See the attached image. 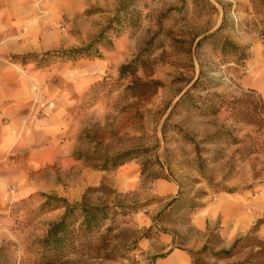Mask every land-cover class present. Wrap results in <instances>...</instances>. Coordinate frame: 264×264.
<instances>
[{"label": "rangeland", "instance_id": "374dc122", "mask_svg": "<svg viewBox=\"0 0 264 264\" xmlns=\"http://www.w3.org/2000/svg\"><path fill=\"white\" fill-rule=\"evenodd\" d=\"M100 35V57L45 56ZM249 93L264 101V0H0L1 259L41 260L51 196L134 208L57 264H155L161 235L190 264H264V127L228 107Z\"/></svg>", "mask_w": 264, "mask_h": 264}, {"label": "trees", "instance_id": "16d2710c", "mask_svg": "<svg viewBox=\"0 0 264 264\" xmlns=\"http://www.w3.org/2000/svg\"><path fill=\"white\" fill-rule=\"evenodd\" d=\"M104 39L105 38L100 35L97 40H93L86 46L62 50L53 54L46 53L45 56L68 57L74 59L81 55L92 53L95 57H100L94 47L96 45H102L101 41ZM223 45L226 47L228 46L231 49H237L234 44L227 41H225ZM27 58L28 56L15 59ZM187 95L188 94L184 97L186 98ZM228 107H230L231 113L236 121H241L259 128L264 127V101L259 97H255L249 93L243 98H233L231 101H228ZM135 153L137 152L129 150L117 154L111 159L103 162L101 169L118 168L129 161L131 156ZM48 199H56L57 201H60L64 208V213L58 221L50 224L43 244L44 253L37 264H57L60 263L69 253L81 252L89 249L90 246H86L85 244L87 242L73 244V240L85 237L87 239L89 238L88 243H91V237L97 235L102 228L105 227L106 233L112 230L111 226L105 225L106 221H111L113 223L115 222L117 215L120 214L125 216L130 210L134 209L129 206H110L107 204L91 205L86 201L68 203L65 199L52 198L51 196H49ZM185 202L187 204L185 208L190 214L199 207V204L192 200H185ZM174 203H177L176 199H172L167 206ZM75 217L77 218L76 220L74 219ZM75 224L78 226L71 230L70 227H74ZM0 264H8V262H4L0 256Z\"/></svg>", "mask_w": 264, "mask_h": 264}, {"label": "crops", "instance_id": "0c3cea01", "mask_svg": "<svg viewBox=\"0 0 264 264\" xmlns=\"http://www.w3.org/2000/svg\"><path fill=\"white\" fill-rule=\"evenodd\" d=\"M159 187H163V189H167L168 196L167 198L171 199L174 198L177 189L174 188L171 184L164 183L160 184ZM157 245L161 248H164L165 251H169L168 254L164 258H157L155 260V264H190L189 257L179 249H172L171 250V237L168 235H161L158 238ZM155 241V240H154ZM150 243V241H147Z\"/></svg>", "mask_w": 264, "mask_h": 264}]
</instances>
